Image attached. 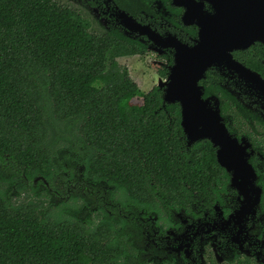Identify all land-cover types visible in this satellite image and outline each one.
Returning a JSON list of instances; mask_svg holds the SVG:
<instances>
[{
  "label": "trees",
  "instance_id": "16d2710c",
  "mask_svg": "<svg viewBox=\"0 0 264 264\" xmlns=\"http://www.w3.org/2000/svg\"><path fill=\"white\" fill-rule=\"evenodd\" d=\"M136 54L61 0H0V264H147L96 191L168 222L224 190L212 145L187 146L179 106L164 105L157 87L141 91L117 62ZM235 56L263 74L264 46ZM204 86L230 133L255 145L249 112ZM84 187L101 207L81 220L73 189Z\"/></svg>",
  "mask_w": 264,
  "mask_h": 264
},
{
  "label": "flooded vegetation",
  "instance_id": "af4514ba",
  "mask_svg": "<svg viewBox=\"0 0 264 264\" xmlns=\"http://www.w3.org/2000/svg\"><path fill=\"white\" fill-rule=\"evenodd\" d=\"M201 1L204 10L211 12L210 0ZM62 5L76 8L72 10L87 19L94 30L117 31L142 50L141 55L130 57H154L153 64L159 68L162 82L167 80L173 64L174 46L177 43L192 46L198 39V25L183 21L185 9L181 0H72ZM121 12L133 22L123 18ZM257 44L260 43L246 50L233 51L234 60L252 70L235 54H244ZM263 64L264 59L263 74L252 71L264 79ZM206 82L234 96L254 118L253 133L257 143H250L252 155L249 161L258 177L256 185L262 191L260 201L253 215L243 213L242 217L231 218L241 206L242 196L230 187V176L225 170L227 183L218 199L210 206L200 200L189 211L171 210L168 222L153 212H125L119 205L111 204L106 193L100 195L96 191V202L103 208L107 205L113 209L107 211L114 221L119 217L124 220L121 231L136 244L137 256L145 257L147 264H264V138L261 137L264 131L260 127V124L264 125V107L239 75L225 68L208 69L200 85L204 86ZM154 87L158 88V85ZM106 200L108 203L104 202Z\"/></svg>",
  "mask_w": 264,
  "mask_h": 264
},
{
  "label": "water",
  "instance_id": "95a60500",
  "mask_svg": "<svg viewBox=\"0 0 264 264\" xmlns=\"http://www.w3.org/2000/svg\"><path fill=\"white\" fill-rule=\"evenodd\" d=\"M181 3L185 9L183 21L198 25V39L192 46H174L173 64L158 89L162 90L164 105L179 106L187 146L208 141L215 149L217 163L230 176V187L242 196L241 206L230 217L253 215L262 191L249 161L251 144L247 138L238 139L229 132L219 98L207 93L200 81L208 69L225 68L238 74L264 107V79L232 56L233 51L246 50L256 43L264 45V0H210L211 12L204 10L201 0ZM121 16L133 22L124 12Z\"/></svg>",
  "mask_w": 264,
  "mask_h": 264
},
{
  "label": "rangeland",
  "instance_id": "374dc122",
  "mask_svg": "<svg viewBox=\"0 0 264 264\" xmlns=\"http://www.w3.org/2000/svg\"><path fill=\"white\" fill-rule=\"evenodd\" d=\"M67 1L72 0H61L62 4H65ZM72 6H76L75 4L71 3ZM67 5V4H66ZM70 6L72 9H76L74 7ZM79 8L78 6H76ZM149 60H152L150 63ZM154 57H129V58H120L118 59V63L120 66L125 67L127 69V72L129 74V77L132 79V81L136 84V86L143 92H148L151 90L152 87L157 86L161 80L163 79L159 74V68L153 64ZM76 190L73 189L76 194L83 197V201H78L77 205L75 206L76 213L78 214L79 218L81 220H84L86 218H93L95 215L96 209L101 205L99 202L95 205L92 202L88 201L89 197V190L87 187H84V190ZM73 192V191H72ZM24 196H20L18 199H24ZM33 200H36L35 197L32 198ZM64 199V198H61ZM59 200V198L57 199ZM59 201H56L57 203ZM105 203H108V201H104ZM156 264V263H155Z\"/></svg>",
  "mask_w": 264,
  "mask_h": 264
}]
</instances>
